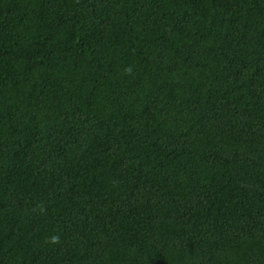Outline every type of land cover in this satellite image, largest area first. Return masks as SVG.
<instances>
[{"label": "trees", "instance_id": "16d2710c", "mask_svg": "<svg viewBox=\"0 0 264 264\" xmlns=\"http://www.w3.org/2000/svg\"><path fill=\"white\" fill-rule=\"evenodd\" d=\"M0 264H264V0H0Z\"/></svg>", "mask_w": 264, "mask_h": 264}, {"label": "clouds", "instance_id": "9594fccd", "mask_svg": "<svg viewBox=\"0 0 264 264\" xmlns=\"http://www.w3.org/2000/svg\"><path fill=\"white\" fill-rule=\"evenodd\" d=\"M131 71H132V68L131 66H129L128 68L125 69V72L127 74H131ZM43 210V209H42ZM49 243H52V244H59L60 243V237L58 235H53L49 238Z\"/></svg>", "mask_w": 264, "mask_h": 264}]
</instances>
